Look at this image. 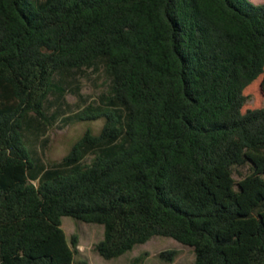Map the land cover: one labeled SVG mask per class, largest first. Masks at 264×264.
Instances as JSON below:
<instances>
[{
	"label": "trees",
	"instance_id": "1",
	"mask_svg": "<svg viewBox=\"0 0 264 264\" xmlns=\"http://www.w3.org/2000/svg\"><path fill=\"white\" fill-rule=\"evenodd\" d=\"M98 60L118 108L84 110L102 130L37 167L25 118ZM65 216L104 225L105 259L160 235L193 264H264V4L0 0V264H89Z\"/></svg>",
	"mask_w": 264,
	"mask_h": 264
},
{
	"label": "rangeland",
	"instance_id": "2",
	"mask_svg": "<svg viewBox=\"0 0 264 264\" xmlns=\"http://www.w3.org/2000/svg\"><path fill=\"white\" fill-rule=\"evenodd\" d=\"M254 4H264V0H249ZM55 90L45 102L46 119L34 113L24 121V136L27 147L37 167L44 169H64L63 158L87 130L98 134L105 118L80 120L79 116L86 109L118 108L111 101V77L106 70V62L98 60L90 67L62 70L55 75ZM95 151L87 152L83 162H91ZM249 166L237 167L234 170L236 179L249 173ZM39 185L40 178L32 180ZM63 228L71 240L79 237L76 259H87L89 264H193L196 259L194 247L178 240L154 236L144 244L113 259H105L95 245L104 237V225L86 223L73 217H63ZM165 250H177L173 261L161 257Z\"/></svg>",
	"mask_w": 264,
	"mask_h": 264
}]
</instances>
